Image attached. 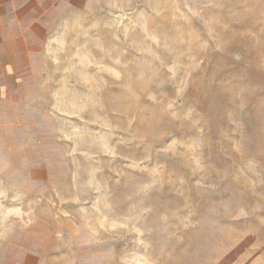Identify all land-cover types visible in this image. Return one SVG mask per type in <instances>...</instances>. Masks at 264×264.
<instances>
[{
	"label": "rangeland",
	"instance_id": "obj_1",
	"mask_svg": "<svg viewBox=\"0 0 264 264\" xmlns=\"http://www.w3.org/2000/svg\"><path fill=\"white\" fill-rule=\"evenodd\" d=\"M0 106V264H264V0H53Z\"/></svg>",
	"mask_w": 264,
	"mask_h": 264
},
{
	"label": "crops",
	"instance_id": "obj_2",
	"mask_svg": "<svg viewBox=\"0 0 264 264\" xmlns=\"http://www.w3.org/2000/svg\"><path fill=\"white\" fill-rule=\"evenodd\" d=\"M53 0H0V106L20 102L28 92L35 30Z\"/></svg>",
	"mask_w": 264,
	"mask_h": 264
}]
</instances>
